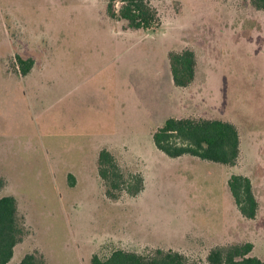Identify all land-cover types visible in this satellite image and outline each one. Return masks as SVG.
<instances>
[{
	"label": "rangeland",
	"instance_id": "obj_1",
	"mask_svg": "<svg viewBox=\"0 0 264 264\" xmlns=\"http://www.w3.org/2000/svg\"><path fill=\"white\" fill-rule=\"evenodd\" d=\"M150 1L160 25L133 30L108 0H0V199L17 200L26 230L10 264L158 249L209 264L213 249L245 243L264 260V12L250 0ZM184 50L197 71L179 88L169 54ZM18 56L33 61L25 76ZM171 118L236 125V166L162 153L154 133ZM103 150L144 176L138 197L106 196ZM232 175L252 180L256 220L237 208Z\"/></svg>",
	"mask_w": 264,
	"mask_h": 264
},
{
	"label": "trees",
	"instance_id": "obj_2",
	"mask_svg": "<svg viewBox=\"0 0 264 264\" xmlns=\"http://www.w3.org/2000/svg\"><path fill=\"white\" fill-rule=\"evenodd\" d=\"M259 11L264 12V0H250ZM107 13L111 19L128 23L133 30H150L161 23L157 9L150 0H108ZM171 75L176 87L188 88L194 82L197 58L193 51L184 50L169 54ZM22 75H27L33 66L32 60L17 57ZM158 150L170 158L191 156L201 160L236 166L241 154V138L236 125L223 120L168 119L154 133ZM99 176L104 182L106 196L117 200L123 193L135 198L145 190V178L141 173H126L116 157L108 150L99 155ZM229 189L241 215L255 220L259 202L252 180L245 175H232ZM4 182L0 181V189ZM26 230L19 215L17 200L12 196L0 199V264H10L16 246L22 242ZM253 243L220 246L213 249L207 258L209 264H264L263 259L252 256ZM18 264H47L43 257L27 255ZM91 264H188L184 254L162 249L148 256L136 252L116 250L108 258L94 256Z\"/></svg>",
	"mask_w": 264,
	"mask_h": 264
},
{
	"label": "crops",
	"instance_id": "obj_3",
	"mask_svg": "<svg viewBox=\"0 0 264 264\" xmlns=\"http://www.w3.org/2000/svg\"><path fill=\"white\" fill-rule=\"evenodd\" d=\"M183 157H184V156H183ZM254 192H255V191H254ZM255 195H256V193H255ZM256 198H257V200H258V202H259V209H260V207H261V206H260V201H259V199H258V196H257V195H256ZM257 218H258V216H257ZM257 218H256V219H257ZM256 219H255V220H256ZM250 221H253V220H250ZM218 245H223V244H218Z\"/></svg>",
	"mask_w": 264,
	"mask_h": 264
}]
</instances>
